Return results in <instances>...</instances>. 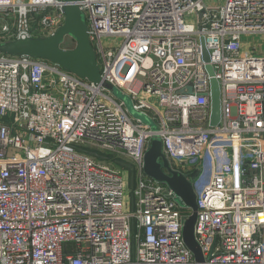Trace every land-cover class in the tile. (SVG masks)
Here are the masks:
<instances>
[{"label":"built area","instance_id":"1","mask_svg":"<svg viewBox=\"0 0 264 264\" xmlns=\"http://www.w3.org/2000/svg\"><path fill=\"white\" fill-rule=\"evenodd\" d=\"M62 4L0 0V41L51 34ZM78 4L101 79L155 127L101 83L0 54V264H197L189 210L142 171L154 136L171 169H200L202 264H264V0ZM202 36L220 85L213 126ZM80 146L131 162L132 180Z\"/></svg>","mask_w":264,"mask_h":264},{"label":"water","instance_id":"2","mask_svg":"<svg viewBox=\"0 0 264 264\" xmlns=\"http://www.w3.org/2000/svg\"><path fill=\"white\" fill-rule=\"evenodd\" d=\"M61 10L63 21L51 34L46 36L17 37L10 40L0 41V54L12 56H29L46 60L57 64L65 71L73 73L80 78L93 83H101L111 91L114 87L109 86L101 79V71L96 60V54L88 37V26L78 0H62ZM74 41L71 48L61 46L65 37ZM201 51L210 79V125H217L220 121L221 101L220 85L215 78V72L210 64L209 53L204 45L203 36L200 38ZM144 120L150 122L143 114ZM198 168L193 169L189 175L171 169L167 158L162 153V140L154 136L148 148L144 152L142 171L153 181L160 182L173 191L181 204L189 209V214L183 219L182 237L189 251L193 254L197 264L204 261L196 238L194 237V224L197 204L192 181L199 173Z\"/></svg>","mask_w":264,"mask_h":264},{"label":"rangeland","instance_id":"3","mask_svg":"<svg viewBox=\"0 0 264 264\" xmlns=\"http://www.w3.org/2000/svg\"><path fill=\"white\" fill-rule=\"evenodd\" d=\"M39 13H42L43 11H38ZM36 12V13H38ZM35 14V13H34ZM74 45V41L73 39H71L70 37H65L64 41L62 42L61 46L63 48H71L72 46ZM112 93L114 95V97L118 100H122L124 102V104L126 105L127 107V110L129 112V114L131 115V117H133L134 119H137L139 118L140 120H142L143 122L147 123L146 120H144L143 116L140 115L141 113H139L138 111H135L133 109V104L131 103V100H130V97L129 95H127L125 92H123L122 90L118 89V88H113L112 90ZM149 124L152 128L155 127V123L153 122H149L147 123ZM79 149L87 152V153H91L92 155H96L98 156L102 161L103 163H108V164H112L113 166H115L117 169H119L120 171H124L125 174L128 173L129 175V178H131L132 180V173L134 172L133 171V167H132V164L131 162L129 161H125V160H114V158L112 157H109L108 153L104 152V153H100L98 154L97 152H94V150H92L91 148L89 147H84V146H80L78 147ZM108 158V159H107ZM109 158L112 160L109 161ZM146 177V176H145ZM148 178V177H147ZM126 194L127 196L129 195V192L131 191L132 188V182H131V185L127 182V187H126ZM175 201L178 203V204H181V202L178 200V198L175 196ZM182 205V204H181ZM184 207V206H183ZM189 210V209H188ZM134 253H135V245L132 246V256H134Z\"/></svg>","mask_w":264,"mask_h":264},{"label":"crops","instance_id":"4","mask_svg":"<svg viewBox=\"0 0 264 264\" xmlns=\"http://www.w3.org/2000/svg\"><path fill=\"white\" fill-rule=\"evenodd\" d=\"M217 4H218V2H217Z\"/></svg>","mask_w":264,"mask_h":264}]
</instances>
